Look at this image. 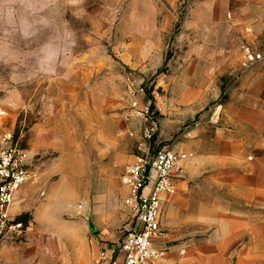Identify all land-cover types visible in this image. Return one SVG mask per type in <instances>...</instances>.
Returning a JSON list of instances; mask_svg holds the SVG:
<instances>
[{"label": "rangeland", "instance_id": "rangeland-1", "mask_svg": "<svg viewBox=\"0 0 264 264\" xmlns=\"http://www.w3.org/2000/svg\"><path fill=\"white\" fill-rule=\"evenodd\" d=\"M83 7L78 19L69 13L80 39L64 75L20 85L0 64V148L24 149L34 172L27 196L11 203L23 226L0 236V264H98L94 254L117 247L131 227L127 168L165 146L186 150L191 131L207 130L230 94L223 69L239 67L248 43L223 0ZM250 43L264 46V34ZM141 86L158 109L152 137L131 107Z\"/></svg>", "mask_w": 264, "mask_h": 264}, {"label": "crops", "instance_id": "crops-1", "mask_svg": "<svg viewBox=\"0 0 264 264\" xmlns=\"http://www.w3.org/2000/svg\"><path fill=\"white\" fill-rule=\"evenodd\" d=\"M223 4L230 10L227 22L246 42L264 34V0ZM242 61L243 53L239 67L223 69L230 94L220 114L211 116L206 131H191L180 151L189 155L185 174L161 216L168 253L154 264H264V63L254 69ZM30 189L24 185L17 201ZM94 258L107 264L98 252Z\"/></svg>", "mask_w": 264, "mask_h": 264}, {"label": "built area", "instance_id": "built-area-1", "mask_svg": "<svg viewBox=\"0 0 264 264\" xmlns=\"http://www.w3.org/2000/svg\"><path fill=\"white\" fill-rule=\"evenodd\" d=\"M242 48L245 68L264 63V47L243 45ZM131 107L143 118L146 136L152 137L158 109L153 108L144 86L132 92ZM11 138V133H5L2 139L8 142ZM188 156L165 146L150 157L137 159L127 168L124 180L129 187L133 211L131 227L117 247L101 253V260L107 264H154L166 257L168 250L162 245L163 203L177 193V183L185 174L183 161ZM33 178L34 172L24 149L16 145L0 148V236L22 229V223L11 216L10 206L15 194Z\"/></svg>", "mask_w": 264, "mask_h": 264}, {"label": "clouds", "instance_id": "clouds-1", "mask_svg": "<svg viewBox=\"0 0 264 264\" xmlns=\"http://www.w3.org/2000/svg\"><path fill=\"white\" fill-rule=\"evenodd\" d=\"M85 0H0V64L17 84L61 77L79 46L68 18H80Z\"/></svg>", "mask_w": 264, "mask_h": 264}, {"label": "water", "instance_id": "water-1", "mask_svg": "<svg viewBox=\"0 0 264 264\" xmlns=\"http://www.w3.org/2000/svg\"><path fill=\"white\" fill-rule=\"evenodd\" d=\"M89 229L92 230V231L95 229V228L93 227V224H92L91 221L89 222Z\"/></svg>", "mask_w": 264, "mask_h": 264}]
</instances>
